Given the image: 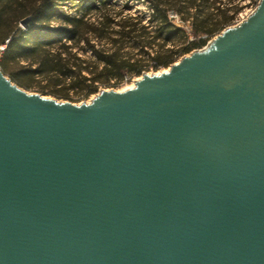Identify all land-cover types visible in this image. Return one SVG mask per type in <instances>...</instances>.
Listing matches in <instances>:
<instances>
[{
  "label": "water",
  "instance_id": "water-1",
  "mask_svg": "<svg viewBox=\"0 0 264 264\" xmlns=\"http://www.w3.org/2000/svg\"><path fill=\"white\" fill-rule=\"evenodd\" d=\"M0 264H264V0L89 103L0 71Z\"/></svg>",
  "mask_w": 264,
  "mask_h": 264
},
{
  "label": "trees",
  "instance_id": "trees-1",
  "mask_svg": "<svg viewBox=\"0 0 264 264\" xmlns=\"http://www.w3.org/2000/svg\"><path fill=\"white\" fill-rule=\"evenodd\" d=\"M134 2L144 12L132 14ZM241 9L236 0H0L1 72L25 90L84 100L202 49Z\"/></svg>",
  "mask_w": 264,
  "mask_h": 264
},
{
  "label": "rangeland",
  "instance_id": "rangeland-1",
  "mask_svg": "<svg viewBox=\"0 0 264 264\" xmlns=\"http://www.w3.org/2000/svg\"><path fill=\"white\" fill-rule=\"evenodd\" d=\"M124 1L125 0H116V3L118 4V5H122L123 3H124ZM254 1L255 0H236V2H237V4H238V6H240L242 9H241V11L239 12V13H241V12H244L245 10H247L248 8H250L252 5H254ZM132 9H131V13L132 14H134V13H137V12H144V7L141 5V4H138L137 2H134V3H132ZM63 12H65V13H70V12H75V10H74V8L73 9H69V8H64L63 9ZM238 13V14H239ZM237 14V15H238ZM237 17V16H236ZM235 17V18H236ZM235 18H234V20H235ZM233 20V21H234ZM233 23V22H232ZM230 26H232V24L230 25ZM230 26H228V27H230ZM218 35V34H217ZM215 37V36H214ZM213 37V38H214ZM212 38V39H213ZM211 39V40H212ZM210 41V40H209ZM208 41V42H209ZM207 42V43H208ZM207 45V44H206ZM205 47V46H204ZM200 50V49H199ZM190 54V53H189ZM189 54H187V55H189ZM184 56H186V55H184ZM183 56V57H184ZM178 61V60H177ZM176 61V62H177ZM168 70V67H166V68H161V69H159L158 71H156V72H154V71H149V72H147L148 74H152V73H155V74H158V73H160V72H165V71H167ZM140 77V76H139ZM139 77H136V78H133L132 80H130L129 82H126V83H124L122 86H120L119 88H116V89H113V90H115V91H118V92H121V91H124V90H126V89H129L130 87H133L134 86V81L135 80H137ZM23 89V88H22ZM109 89H112V88H99V90H98V92L99 91H101V90H109ZM23 90H25V89H23ZM26 92H28V93H35V94H40V95H42V96H44V97H47V98H51V99H54V100H57V101H59V102H70V103H72V104H80V103H82V102H84V103H89L90 102V100L98 93H95V94H93V95H91V96H89L87 99H84V100H77V99H71V100H64V99H57V98H55V97H53V96H50V95H44V94H41V93H39L36 89H29V90H25ZM70 95L72 96V98H75V96H74V93H70Z\"/></svg>",
  "mask_w": 264,
  "mask_h": 264
},
{
  "label": "built area",
  "instance_id": "built-area-1",
  "mask_svg": "<svg viewBox=\"0 0 264 264\" xmlns=\"http://www.w3.org/2000/svg\"><path fill=\"white\" fill-rule=\"evenodd\" d=\"M259 1L260 0H255L254 1V5H252L250 8H248L244 12L239 13L237 15V17L235 18V20L233 21L232 26H237L241 22H243L244 20H246V18L255 10L257 4L259 3ZM4 49H5V44H1L0 45V61H1L2 53H3ZM0 71H1V68H0Z\"/></svg>",
  "mask_w": 264,
  "mask_h": 264
},
{
  "label": "bare ground",
  "instance_id": "bare-ground-1",
  "mask_svg": "<svg viewBox=\"0 0 264 264\" xmlns=\"http://www.w3.org/2000/svg\"><path fill=\"white\" fill-rule=\"evenodd\" d=\"M130 88H132V87H130Z\"/></svg>",
  "mask_w": 264,
  "mask_h": 264
}]
</instances>
